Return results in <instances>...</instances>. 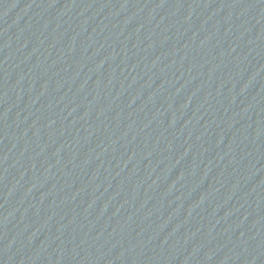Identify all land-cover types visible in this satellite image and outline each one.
<instances>
[{"label":"water","instance_id":"water-1","mask_svg":"<svg viewBox=\"0 0 264 264\" xmlns=\"http://www.w3.org/2000/svg\"><path fill=\"white\" fill-rule=\"evenodd\" d=\"M151 0H0V153Z\"/></svg>","mask_w":264,"mask_h":264}]
</instances>
